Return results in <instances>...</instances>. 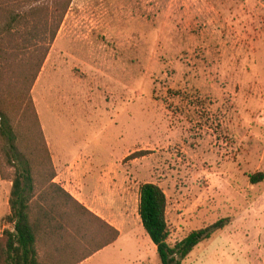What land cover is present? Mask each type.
Returning <instances> with one entry per match:
<instances>
[{
    "label": "rangeland",
    "instance_id": "obj_1",
    "mask_svg": "<svg viewBox=\"0 0 264 264\" xmlns=\"http://www.w3.org/2000/svg\"><path fill=\"white\" fill-rule=\"evenodd\" d=\"M62 19L30 98L52 183L119 232L87 264H161L138 216L146 183L167 198L171 245L229 219L180 264H251L264 246V181L250 183L264 171V0H72ZM21 58L3 88L14 99ZM27 108L14 144L31 160ZM10 189L0 180V236Z\"/></svg>",
    "mask_w": 264,
    "mask_h": 264
},
{
    "label": "trees",
    "instance_id": "obj_2",
    "mask_svg": "<svg viewBox=\"0 0 264 264\" xmlns=\"http://www.w3.org/2000/svg\"><path fill=\"white\" fill-rule=\"evenodd\" d=\"M71 1L51 0L50 9L48 4H40L38 0H0V180L11 182L7 199L9 214L4 218L11 229L4 230L0 236V264H81L119 238L117 229L52 183L54 173L30 98ZM17 7L24 11L19 12ZM19 57H23L19 62L23 68L22 92L14 99L8 97L3 88H10V66ZM26 104L31 115V130H35L41 143L38 142L36 148H40L42 156H31L33 164L30 156L17 150L22 141L21 129L28 121L27 110L19 108ZM17 139H20L18 146L14 144ZM146 154L137 152L129 158ZM18 155L24 159L19 160ZM48 170L51 173L45 183L37 188L42 191H35L34 179L44 180ZM263 181L264 171L250 177L252 185ZM166 211L167 198L163 190L152 183L142 184L138 216L161 264L182 263L201 242L229 224L228 218L220 219L171 245Z\"/></svg>",
    "mask_w": 264,
    "mask_h": 264
},
{
    "label": "crops",
    "instance_id": "obj_3",
    "mask_svg": "<svg viewBox=\"0 0 264 264\" xmlns=\"http://www.w3.org/2000/svg\"><path fill=\"white\" fill-rule=\"evenodd\" d=\"M167 216H168V212L166 211V218L168 219ZM167 222H168V220H167ZM262 255H264V246L259 244L255 249L250 251V259H251L250 263L251 264H261L260 258ZM87 261L83 262V264H85V263L87 264L88 263Z\"/></svg>",
    "mask_w": 264,
    "mask_h": 264
}]
</instances>
